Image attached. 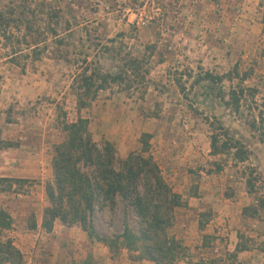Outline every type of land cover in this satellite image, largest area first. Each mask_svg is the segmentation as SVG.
<instances>
[{
  "label": "rangeland",
  "instance_id": "1",
  "mask_svg": "<svg viewBox=\"0 0 264 264\" xmlns=\"http://www.w3.org/2000/svg\"><path fill=\"white\" fill-rule=\"evenodd\" d=\"M21 1L0 0V10ZM28 1L34 14L16 13L19 31L9 41L0 36V177L25 180L0 191V208L12 218L6 234L23 264L142 262L129 260L126 250L111 253L77 225L55 221L49 233L41 227L54 147L65 140L63 124L78 118L88 120L94 143L112 144L117 160L142 152V135H149L143 156L180 197L182 212L173 221L187 217L185 225L168 229L185 237L188 257L179 264H264L253 248L229 256L237 232L252 237L250 229L259 226L241 218L242 207L253 202L243 173L256 171L257 192H264V144L249 128L254 102H264V0ZM56 10L57 18L49 16ZM29 24L33 34L25 41H44L40 55L25 50L9 62L11 47L25 49L19 41ZM84 69L120 79L79 110L77 97L88 99L76 90ZM235 70L221 85L203 80L206 73ZM242 79L257 94L254 101L246 94L235 114L219 91ZM224 129L251 153L244 164L210 154L211 135ZM129 220L133 225L135 218ZM93 222L101 236L121 233L122 203L112 213L95 210Z\"/></svg>",
  "mask_w": 264,
  "mask_h": 264
},
{
  "label": "trees",
  "instance_id": "2",
  "mask_svg": "<svg viewBox=\"0 0 264 264\" xmlns=\"http://www.w3.org/2000/svg\"><path fill=\"white\" fill-rule=\"evenodd\" d=\"M27 3L28 0H22L18 5L10 4L0 10V36L9 41L13 38L12 30L15 28L19 31L18 27L13 25L17 23V20L13 19L16 13L18 16L24 13L34 14ZM57 11L50 13V10L49 16L53 14V17L57 18ZM30 24L25 28L27 33L23 34L19 41L24 44L25 49L19 46L11 47L9 62H16V57L25 50H33L35 57L40 55L38 46L44 41L34 40L33 44L25 41L27 34H33ZM49 29L54 35L55 31L51 27ZM23 57L26 59L28 55ZM88 72L84 69L77 75L79 85L76 90L85 97L88 96L87 101L81 95L77 97L79 110L87 107L95 99L96 93L104 89L108 82L120 79V75H102L95 70ZM233 73L237 75L236 70L220 76L206 73L203 80L221 85L224 80L231 81ZM244 79L235 87H231L227 93L219 91L222 100L227 97L225 104L235 114L240 112L246 94L252 101L257 94L255 87L243 85ZM254 105L257 113L252 117L249 128L264 144V102L261 105L254 102ZM63 131L66 134L65 140L56 145L53 151V181L46 184L48 205L43 211L41 227L49 233L55 221L65 227L77 225L90 240L103 244L111 253L126 250L131 261L179 264L186 259L188 248L168 234V229L173 223L174 210L180 206V197L165 182L153 159L143 156L147 152L146 139L149 135H142V152L132 153L124 160H117L111 143L104 142L98 146L92 141L87 119L78 118L74 122L64 123ZM228 136L225 129L221 135L212 134L210 154H230L235 164H244L249 160L251 153L239 140ZM2 148L4 147H0ZM243 175L246 193L253 197V202L242 208L241 218L244 221H255L259 226L257 229H250L252 237L244 238L242 233L237 232L238 242L234 253L229 256L237 257L238 253L253 248L264 258V192H257L255 185L259 175L256 177V171L252 170L247 176L244 173ZM24 182L23 179L0 177V191H7L12 183ZM118 201L123 206L122 232L110 236L99 235L93 222L95 210L107 208L112 213ZM130 215L135 218L133 225L129 220ZM11 227L10 214L0 208V264H23L22 253L6 234ZM35 227L33 223L30 228Z\"/></svg>",
  "mask_w": 264,
  "mask_h": 264
},
{
  "label": "crops",
  "instance_id": "3",
  "mask_svg": "<svg viewBox=\"0 0 264 264\" xmlns=\"http://www.w3.org/2000/svg\"><path fill=\"white\" fill-rule=\"evenodd\" d=\"M23 172H25V171H23ZM178 193H180V192H178ZM243 208V207H242ZM178 212H182V211H180V208L178 207V208H176L175 209V211H174V216L176 217V215H177V213ZM180 214H182V213H180ZM182 216V215H181ZM186 218L187 217H185V219H183V218H181V217H178L177 219L175 218V221H176V223L173 221V223H172V226L171 227H176V228H178V227H180L181 226V224H179V222L180 223H182V226L183 225H185V220H186ZM55 223V225L57 224L56 222H54ZM38 228L40 227V224L37 226ZM172 234H174V233H172ZM173 236V235H172ZM176 239H178L179 241L181 240H184L185 239V237H183V235H180V234H176L175 236H174ZM185 245H187L186 243H184ZM123 264H153V263H151V262H147V261H142V262H140V263H123Z\"/></svg>",
  "mask_w": 264,
  "mask_h": 264
}]
</instances>
